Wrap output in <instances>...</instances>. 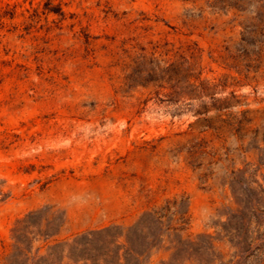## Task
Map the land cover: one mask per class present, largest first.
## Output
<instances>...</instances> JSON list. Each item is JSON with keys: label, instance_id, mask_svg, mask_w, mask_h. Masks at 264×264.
I'll return each instance as SVG.
<instances>
[{"label": "rangeland", "instance_id": "obj_1", "mask_svg": "<svg viewBox=\"0 0 264 264\" xmlns=\"http://www.w3.org/2000/svg\"><path fill=\"white\" fill-rule=\"evenodd\" d=\"M0 191V264H264V0H0Z\"/></svg>", "mask_w": 264, "mask_h": 264}, {"label": "trees", "instance_id": "obj_2", "mask_svg": "<svg viewBox=\"0 0 264 264\" xmlns=\"http://www.w3.org/2000/svg\"><path fill=\"white\" fill-rule=\"evenodd\" d=\"M9 198V195L8 194H3L1 191H0V202H5L7 199ZM240 244L239 242L237 243V245ZM236 245V246H237Z\"/></svg>", "mask_w": 264, "mask_h": 264}]
</instances>
